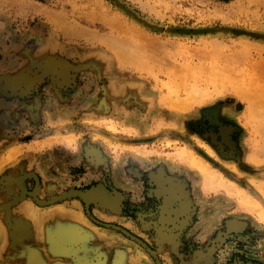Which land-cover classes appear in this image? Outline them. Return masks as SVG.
Instances as JSON below:
<instances>
[{"label":"rangeland","instance_id":"1","mask_svg":"<svg viewBox=\"0 0 264 264\" xmlns=\"http://www.w3.org/2000/svg\"><path fill=\"white\" fill-rule=\"evenodd\" d=\"M0 264H264V0H0Z\"/></svg>","mask_w":264,"mask_h":264},{"label":"bare ground","instance_id":"2","mask_svg":"<svg viewBox=\"0 0 264 264\" xmlns=\"http://www.w3.org/2000/svg\"><path fill=\"white\" fill-rule=\"evenodd\" d=\"M51 232L54 236L52 238L50 246V258L53 256V253L64 250V246L67 243L73 242L78 239V235L73 228H67L64 230L57 228L56 230L54 229Z\"/></svg>","mask_w":264,"mask_h":264}]
</instances>
